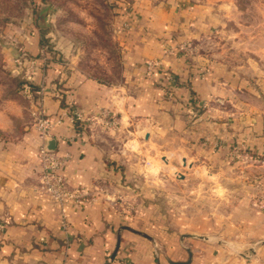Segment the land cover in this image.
<instances>
[{
    "label": "crops",
    "instance_id": "obj_1",
    "mask_svg": "<svg viewBox=\"0 0 264 264\" xmlns=\"http://www.w3.org/2000/svg\"><path fill=\"white\" fill-rule=\"evenodd\" d=\"M214 20L195 0L125 3L118 84L41 58L35 31L22 37L42 93L36 104L0 90V264H264V75L195 53ZM40 105L51 120L64 115L48 137L69 187L88 191L83 203L39 191ZM148 150L164 162L156 175ZM202 170L206 200L181 201Z\"/></svg>",
    "mask_w": 264,
    "mask_h": 264
},
{
    "label": "rangeland",
    "instance_id": "obj_2",
    "mask_svg": "<svg viewBox=\"0 0 264 264\" xmlns=\"http://www.w3.org/2000/svg\"><path fill=\"white\" fill-rule=\"evenodd\" d=\"M195 1L210 9L216 24L214 34L202 41L207 48L196 47L195 53L209 52L226 59L231 67L240 66L244 62L250 72L252 67L260 75H264V0ZM133 2L134 0H0V90L4 89L9 95L18 91L29 101L22 93L25 80L23 74L15 71L14 60L23 52L20 49L22 37L31 31L37 32L42 40L39 53L41 58L44 57L47 61L55 59L103 81L118 84L124 70L123 53L116 32L118 19L123 5ZM186 52L188 55L192 53L190 49ZM132 149L139 154L138 146ZM155 153L147 151L148 159L155 154L153 156L156 162L151 161L152 165L147 163L152 175L158 174L164 165L159 157L160 151ZM169 170L172 179H177L175 182L178 183V168L170 165ZM194 175V178L182 186L184 195L181 196V201L195 198L201 205L207 197L205 187H209L211 180L204 170ZM153 180L157 181L149 178L148 183H153ZM160 183L162 186L174 184L166 181L165 184ZM212 183L214 197H222L224 192L218 189L222 187V183L216 178H213ZM189 186L200 192H190ZM169 197H173L172 194Z\"/></svg>",
    "mask_w": 264,
    "mask_h": 264
},
{
    "label": "built area",
    "instance_id": "obj_3",
    "mask_svg": "<svg viewBox=\"0 0 264 264\" xmlns=\"http://www.w3.org/2000/svg\"><path fill=\"white\" fill-rule=\"evenodd\" d=\"M14 63L25 80L22 84V93L32 102H35L37 98L36 104H39V95L42 93V88H35L33 83L37 69L36 61L28 57L26 51H23L21 55L15 58ZM147 65L148 69L151 70L158 65V62L148 61ZM67 114L70 115L74 123L82 119V115L71 107L65 112V115ZM33 115L35 127L40 136L44 138V142L38 148V159L41 165L39 191L49 195L56 202L71 200L76 203H83L89 195L88 191L82 187H69L66 179L59 172L65 164V157L59 156L55 151L50 150L45 142V138L50 135L51 128L55 124L63 122L64 115L51 120L47 117L42 105L33 112ZM3 228L4 223L0 221V229Z\"/></svg>",
    "mask_w": 264,
    "mask_h": 264
},
{
    "label": "water",
    "instance_id": "obj_4",
    "mask_svg": "<svg viewBox=\"0 0 264 264\" xmlns=\"http://www.w3.org/2000/svg\"><path fill=\"white\" fill-rule=\"evenodd\" d=\"M45 142H46V146H47L50 150L54 151L53 146L50 144L49 137H46V138H45Z\"/></svg>",
    "mask_w": 264,
    "mask_h": 264
},
{
    "label": "trees",
    "instance_id": "obj_5",
    "mask_svg": "<svg viewBox=\"0 0 264 264\" xmlns=\"http://www.w3.org/2000/svg\"><path fill=\"white\" fill-rule=\"evenodd\" d=\"M41 41H42V40H41V38H40V43H41ZM20 74H22V73H20Z\"/></svg>",
    "mask_w": 264,
    "mask_h": 264
}]
</instances>
